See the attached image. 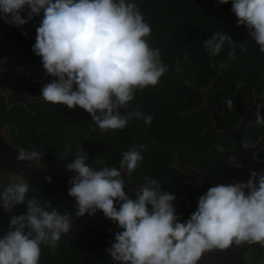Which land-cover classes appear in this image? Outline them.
<instances>
[{
    "label": "trees",
    "instance_id": "1",
    "mask_svg": "<svg viewBox=\"0 0 264 264\" xmlns=\"http://www.w3.org/2000/svg\"><path fill=\"white\" fill-rule=\"evenodd\" d=\"M125 3L136 5L143 22L151 29L144 39L151 49L159 50V60L167 68L156 85L143 90L137 87L133 99L114 110L128 117L126 127L102 131L92 115L79 106L69 108L65 104L45 101L43 87L58 78L47 73L32 42L25 43L23 57H31L32 49L36 55V60L32 61L35 68L30 75L24 76L22 84L37 100L29 108L17 106L12 110L2 108L0 102V122L12 124L13 143L31 158L32 153H37L34 160L53 166L61 158L68 168L77 155L83 153L87 157L85 163L94 171L117 168L124 186L128 178L120 166L123 153L131 149L139 151L143 159L138 162L129 182L141 189L146 186L145 177L157 181L161 192L175 197L172 201L174 213L178 222L184 223L196 211L199 198L208 188L172 165L179 157L180 164L198 166L220 185L240 182L236 168L214 151L231 148L233 142L226 133L211 131L214 120L206 109L224 114L229 126H237L256 98L264 97V52L249 35L248 28L238 25L232 0L228 3H220V0H125ZM28 11L26 7L21 16L30 28L37 29L43 17L33 14L29 19ZM216 33L228 36L231 43L225 41L221 52L211 56L204 41ZM227 100L232 101L231 108ZM97 115L102 118V113L97 112ZM148 116H151V123L145 122ZM260 117L264 119V115ZM256 120L244 133L247 145L252 146L260 137L264 138V123L257 124ZM259 154L264 157V148ZM68 171L66 186L70 189L78 173L69 168ZM26 184L28 191L23 203L5 210L0 201V239L13 230L10 223L13 216L27 215L29 200H35L46 211L67 215L69 221L76 215L52 184L39 180ZM139 192L135 191L131 199L135 200ZM117 226L123 231L119 224ZM28 232L26 228L25 233ZM30 238H35V233ZM103 244L104 240L95 236L92 226H87L80 234L69 229L62 232L54 248L51 243H41L38 264H120L110 254L97 255ZM263 255L262 245L254 243L247 261L258 264Z\"/></svg>",
    "mask_w": 264,
    "mask_h": 264
},
{
    "label": "clouds",
    "instance_id": "2",
    "mask_svg": "<svg viewBox=\"0 0 264 264\" xmlns=\"http://www.w3.org/2000/svg\"><path fill=\"white\" fill-rule=\"evenodd\" d=\"M26 7L29 19L43 9L33 50L42 57L47 73L58 78L43 87L44 100L79 106L102 131L126 127L128 117L114 110L131 101L137 87L156 85L167 70L159 50L151 49L144 39L151 29L136 5L125 0H0V19L22 25ZM232 11L238 25L248 28L264 52V0H232ZM225 41L231 43L228 36L216 33L204 41V47L217 56ZM226 103L232 107L231 100ZM145 122L151 123V116ZM256 123H264L259 113ZM37 155L32 153L33 158ZM86 158L80 153L68 165L78 173L68 194L77 202L78 215L100 209L118 222L123 231L108 251L120 264H197L208 250L243 242L264 245V176L257 178L253 172L246 184L209 188L190 219L181 223L172 206L175 197L161 192L157 181L145 177L146 186L133 200L126 196L117 168L94 171ZM142 159L139 151L131 149L123 153L120 166L131 172ZM27 191L23 182L6 187L0 193L4 209L23 203ZM121 201L117 210L114 205ZM27 208V215L11 218L13 230L0 239V264H38L41 243L54 248L60 234L69 230L67 215L46 211L35 200H29ZM32 233L35 238H30Z\"/></svg>",
    "mask_w": 264,
    "mask_h": 264
},
{
    "label": "water",
    "instance_id": "3",
    "mask_svg": "<svg viewBox=\"0 0 264 264\" xmlns=\"http://www.w3.org/2000/svg\"><path fill=\"white\" fill-rule=\"evenodd\" d=\"M40 18L43 17V9L37 14ZM10 19V17L8 18ZM0 22H5L4 19H0ZM11 26V31L7 35L0 36V43H8L10 44V51L5 61L0 63V67L4 70V76L0 81V87L3 86L4 79L12 77L13 79L9 81L13 87V92L9 97L8 103L10 105L14 104H23L29 107L31 102L30 95L22 88L21 83L18 81L16 68L20 67L24 72H28V69L25 65H23L20 61V50L22 43L25 40H30L36 42L37 31H33L28 29L25 24L16 25L15 23H9ZM208 111L213 120L214 126L211 131L213 132H224L230 137L234 143V148L229 151H221L216 150V153L220 156L226 157H238L239 160L235 162L236 164L242 165V176L241 183H247L251 178L253 172L257 174V178L260 176H264V173L261 172L264 169V159L257 160L255 158V153L259 152L264 147V140H261L259 143L246 146L244 143V132L249 124L257 118V113L259 116L264 115V98H261L258 103L255 105L254 109H250L247 111V115L245 119L240 123L237 128H231L226 120L225 115L218 114L211 108L206 109ZM4 149L7 154H10L8 151L7 145L1 147L0 149ZM1 155V154H0ZM11 155V154H10ZM196 179L200 180L204 183L208 188L218 186L214 181L204 178L201 175L196 173L192 174ZM258 182V180H257ZM257 185V184H256ZM246 194L248 190L246 189ZM73 202L71 203L78 212V205L74 197ZM89 212L84 213L83 215H78L76 217V221L80 223H87L88 225L94 226L98 229L96 234L97 237H102L105 239L106 244L100 252L99 256L108 253L112 244L116 242V234L118 233L116 230V223L110 218H107L104 213H99L95 211L94 214H90ZM254 243L243 242L241 245H236L233 243L227 249H212L205 251L201 258L197 261V264H248L247 255L251 251V248ZM264 247V245H263ZM264 264V260L260 263Z\"/></svg>",
    "mask_w": 264,
    "mask_h": 264
},
{
    "label": "flooded vegetation",
    "instance_id": "4",
    "mask_svg": "<svg viewBox=\"0 0 264 264\" xmlns=\"http://www.w3.org/2000/svg\"><path fill=\"white\" fill-rule=\"evenodd\" d=\"M30 10V9H29ZM37 15V14H36ZM38 16V15H37ZM39 17V16H38ZM40 18V17H39ZM42 18V17H41ZM28 29L30 30H33V31H37V29L35 28H30L26 23H24ZM11 31V26L9 23H6V22H0V36H5L7 35L8 33H10ZM27 42H32L33 44H36V42H33V41H30V40H25L23 43H22V46H21V50H20V54H21V57H20V61L23 65H25L28 69V72H24L20 67H17L16 68V74H17V78H18V81L21 83L22 85V88L24 89L23 87V84H22V80L24 78V76H28L30 75L31 71L35 68V66L32 64V61L36 60V55H35V52H33V50L31 49L30 50V53H31V57H26V59L23 57V47L25 45V43ZM9 51H10V44L8 43H0V63L5 61L8 54H9ZM38 57H41V56H38ZM4 76V70L0 67V81L1 79L3 78ZM13 78L12 77H9L7 79H4V81L2 82L3 83V86L0 87V102L2 103V108H6L7 110H12L14 108H16L17 106H25L26 108H29L27 107L26 105H23V104H12L10 105L8 103L9 101V97L10 95L12 94L13 92V87L11 85V83H9V81H11ZM25 90V89H24ZM26 91V90H25ZM27 92V91H26ZM28 93V92H27ZM29 94V93H28ZM30 95V94H29ZM31 97V102L30 104L33 102V101H36L37 98L33 97L32 95H30ZM261 98H264V97H260V98H256L253 106L251 108H248L246 110V114H245V117L247 115V111L248 110H252L254 109L255 105L258 103V101L261 99ZM1 106H0V109H1ZM3 112V110H2ZM245 117L240 121V123L245 119ZM256 119V118H255ZM254 119V120H255ZM253 122V121H252ZM251 122V123H252ZM240 123L235 126V127H231V128H237ZM250 123V124H251ZM249 124V125H250ZM248 128V127H247ZM246 128V129H247ZM211 129V128H210ZM246 131V130H245ZM245 133V132H244ZM230 138V137H229ZM231 139V138H230ZM232 140V139H231ZM261 140H264L263 137H260L258 142L259 143ZM233 142V141H232ZM245 143V141H244ZM256 143V144H257ZM246 144V143H245ZM7 145L8 147V151L10 152V154H7L6 155V152L7 150L5 151L3 148L0 149V180H3L5 181L6 180V177L8 176V174H15V173H18L16 171H20V174L26 172L29 168L31 167H37L36 164L39 165V167L37 168H40V170H42L43 168H41L40 166H43L44 164H42L40 161L38 160H34L33 158L29 157V155L22 150V148L18 145V144H15L13 143V135H12V124H10L9 121H1L0 122V146L3 147ZM255 145V144H253ZM246 146H251V145H247ZM234 148V143H233V146L231 148H228L226 150H221V151H229V150H232ZM264 148V147H263ZM262 148V149H263ZM261 149V150H262ZM260 150V151H261ZM215 153H216V150L214 149ZM259 152H256L255 153V158L257 160H263L264 157H262L259 153ZM23 154L24 155V159H19L20 155ZM217 154V153H216ZM223 157V156H222ZM224 158H226L228 160V164L234 168H236L237 170V173H238V178L240 180V183H241V176H242V165L241 163L240 164H236L235 162H237L239 160L238 157H226L224 156ZM173 168L179 170L180 172H183L185 175L191 177L192 179H194L195 181H197L198 183H201L203 186L207 187L204 183H202L200 180L196 179L192 174L193 173H196L198 175H201L202 177L204 178H208L212 181H214L215 183H217L218 185H220L218 182L215 181L214 177L213 176H210V174H207L203 171H201L198 166L196 167H193V166H183L182 164H180V159L179 157L176 158V161L175 163L172 165ZM24 169V170H23ZM124 170H125V174H126V178H128L126 181V185L124 186V191H125V194L126 196H128L130 199H131V196L132 194L135 192V191H139L140 188L137 187V186H134L132 185L130 182H129V177L131 176V174L133 173V171L129 172L127 170L126 167H124ZM15 171V172H14ZM261 172L264 173V169L261 170ZM19 174V175H20ZM68 174V173H67ZM10 178V177H9ZM47 183H50L53 185V187L55 188V191L57 190L59 193H61V195H63L65 197V202L68 203L76 212V215L73 219H71L69 221V229H72V230H75L77 233H81V231L86 228L87 226H91V225H88L87 223H80L79 221L77 222L76 221V217H77V210L75 209V207L71 204L73 202V198L68 194L69 193V187L66 186V180L64 183H62L60 186H59V182H55V183H51V182H47ZM257 185H258V182H257ZM256 185V186H257ZM57 188V189H56ZM208 188V187H207ZM209 189V188H208ZM56 191V192H57ZM123 203L122 201L121 202H117L115 207L117 208V210L119 209L120 207V204ZM198 208V207H197ZM196 208V210H197ZM96 211H98L96 209ZM99 213H103L101 211H98ZM175 214V213H174ZM118 222L116 223V230L117 232H122L118 226H117ZM94 227V226H92ZM94 230H95V236L98 232V229L96 227H94ZM62 234V233H61ZM60 234V235H61ZM97 237V236H96ZM99 238V237H97ZM102 238V237H100ZM104 240V244L102 247H104V245L106 244L105 242V239L102 238ZM260 244V243H259ZM262 245V244H261ZM102 247L99 249V251L97 252V255L98 253L100 252V250L102 249ZM263 247V245H262ZM264 249V247H263ZM106 254H109L106 253ZM105 255V254H103ZM248 256V255H247ZM114 260V259H113ZM264 260V255L262 257V259L258 262V264H260L262 261ZM248 262V261H247ZM248 264H250L248 262Z\"/></svg>",
    "mask_w": 264,
    "mask_h": 264
},
{
    "label": "rangeland",
    "instance_id": "5",
    "mask_svg": "<svg viewBox=\"0 0 264 264\" xmlns=\"http://www.w3.org/2000/svg\"><path fill=\"white\" fill-rule=\"evenodd\" d=\"M36 166L39 167L38 164H36ZM37 167L35 166L31 167L22 174H20V171L22 170L16 171L18 173L15 174H8L5 181L0 180V191L3 192V190L9 185L21 183V182L26 183L28 181H33V180H39V181H45L51 183L59 182L60 183L59 186H60L62 183L65 182V180L68 177L67 174L69 173L68 168L65 162L61 158L53 166L44 164L43 166H40L41 168H43L42 170H40V168ZM56 193L61 194L58 191Z\"/></svg>",
    "mask_w": 264,
    "mask_h": 264
}]
</instances>
